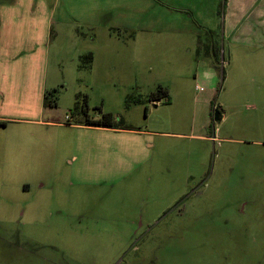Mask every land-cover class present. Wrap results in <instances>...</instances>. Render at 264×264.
I'll list each match as a JSON object with an SVG mask.
<instances>
[{
  "label": "rangeland",
  "instance_id": "obj_1",
  "mask_svg": "<svg viewBox=\"0 0 264 264\" xmlns=\"http://www.w3.org/2000/svg\"><path fill=\"white\" fill-rule=\"evenodd\" d=\"M0 122V264H264V0H0Z\"/></svg>",
  "mask_w": 264,
  "mask_h": 264
},
{
  "label": "trees",
  "instance_id": "obj_2",
  "mask_svg": "<svg viewBox=\"0 0 264 264\" xmlns=\"http://www.w3.org/2000/svg\"><path fill=\"white\" fill-rule=\"evenodd\" d=\"M162 95H167V89L159 88L155 93L151 94V100L154 101L158 98H161ZM46 101H47V96H45V104H47ZM213 104L214 103L212 102L211 103L212 109L214 108ZM112 120H113L112 114L108 113V114H104L103 120H88V125L96 126V127L98 126V127H104V128H112V129H124V128L118 127V125L113 124Z\"/></svg>",
  "mask_w": 264,
  "mask_h": 264
},
{
  "label": "crops",
  "instance_id": "obj_3",
  "mask_svg": "<svg viewBox=\"0 0 264 264\" xmlns=\"http://www.w3.org/2000/svg\"><path fill=\"white\" fill-rule=\"evenodd\" d=\"M83 55V54H82ZM87 57V56H86ZM216 74V73H215ZM215 74L213 73V72H206L205 73V76H206V78L208 79V80H211V82H212V80H214V78L216 77L215 76ZM211 75H213V76H211ZM212 94H213V91L211 92V94H210V96L208 97V98H206V103H209L210 104V106H211V111H212V105H211V103H212V100H211V96H212ZM211 111H210V113H211ZM211 116V115H210Z\"/></svg>",
  "mask_w": 264,
  "mask_h": 264
},
{
  "label": "water",
  "instance_id": "obj_4",
  "mask_svg": "<svg viewBox=\"0 0 264 264\" xmlns=\"http://www.w3.org/2000/svg\"><path fill=\"white\" fill-rule=\"evenodd\" d=\"M154 102V106L156 107L157 106V104L160 102V99H156V100H154L153 101ZM221 120V117L219 116V113L216 111L215 113H214V117H213V121H214V123L215 122H218V121H220Z\"/></svg>",
  "mask_w": 264,
  "mask_h": 264
},
{
  "label": "flooded vegetation",
  "instance_id": "obj_5",
  "mask_svg": "<svg viewBox=\"0 0 264 264\" xmlns=\"http://www.w3.org/2000/svg\"><path fill=\"white\" fill-rule=\"evenodd\" d=\"M215 112H216V109L213 108L212 111H211V113H210V115H211L212 118L214 117V113H215Z\"/></svg>",
  "mask_w": 264,
  "mask_h": 264
}]
</instances>
